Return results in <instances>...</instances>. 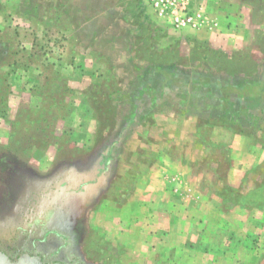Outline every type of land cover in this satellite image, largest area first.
Segmentation results:
<instances>
[{"label":"rangeland","instance_id":"rangeland-1","mask_svg":"<svg viewBox=\"0 0 264 264\" xmlns=\"http://www.w3.org/2000/svg\"><path fill=\"white\" fill-rule=\"evenodd\" d=\"M215 1L219 14L210 9L209 23L194 29L174 28L147 0H81L82 8L91 2L94 9L75 32L60 1L0 0V80L7 93L0 116V264H148L147 252L139 251L142 230L163 222L122 204L143 186L162 187L155 165L168 152L201 157L181 166L199 171L204 186L220 183L228 202L240 204L226 207L222 219H240L242 233L252 227L248 214L256 206L262 237L264 0ZM23 2L37 16L25 15ZM43 95V118L62 116L45 130L25 121L41 117L35 106ZM187 104L199 111L196 125L185 122L196 147L170 111ZM174 133L184 135L182 142H170ZM234 168L235 185L227 177ZM250 170L256 174L245 176ZM167 212L156 217L164 220ZM256 242L264 245V237Z\"/></svg>","mask_w":264,"mask_h":264},{"label":"crops","instance_id":"crops-1","mask_svg":"<svg viewBox=\"0 0 264 264\" xmlns=\"http://www.w3.org/2000/svg\"><path fill=\"white\" fill-rule=\"evenodd\" d=\"M48 1L62 2L64 10L69 15L71 28L75 32L81 30V18L89 16L87 13L89 12L88 9H90V7L94 9L91 2H88L86 7L82 8L81 0H43L44 3ZM24 3L25 2L17 7L24 12L25 15L31 17L37 16L38 13H34V8L32 11L30 8L28 9L29 11H27L26 6L23 5ZM219 3L220 1L213 2V0H207V14H210V9L213 14H217L218 12L216 13L213 8L216 5L218 6ZM3 6V9L8 7L7 1H5ZM8 10H10L9 7ZM218 104L220 105L223 103L219 101ZM187 105L190 107L185 105H172L170 111L176 113L179 121V129L181 123L183 124L182 131L186 132V140H189L190 145L194 144L195 146L194 128L191 127V123L185 122L192 119L194 120L192 125H196L197 113H199L197 109L198 107L202 109L204 102L202 101L198 107H192L190 104ZM183 112L184 114L182 115ZM185 126L186 128H184ZM171 136L170 142L175 144L182 142L180 140L184 135L174 133ZM183 142L186 141L184 140ZM259 155H264V152H260ZM261 157L262 156L256 159V163L261 160ZM198 158L201 157L196 154L191 155L189 159L187 156L182 155V153L178 154L177 152L163 154L161 159L159 158L158 166L155 165V169L159 171V175L157 176L159 177V181L161 180L162 187L157 188L155 185L143 186L136 191L137 193L135 195H131L133 197H131L127 203L122 204V207H135L136 209H141V211H143L142 213L147 209L146 215L154 214V218L157 219L158 222H163L162 224H158L156 229L142 230V233L140 232L141 241L139 242V251L141 252L143 249L147 252L146 261L148 264H208L203 261V258L207 260L210 256L218 259L219 262L216 264H264V245L261 244V242H256L258 239L262 240L264 237V234H262L261 237V235L259 236L256 232L257 218L254 215L256 206H253L254 211L250 210L248 214V219L254 229L248 227L247 231L242 233L237 229V227L241 225L240 219L234 220L229 216H227V220L226 218L222 219L226 207L228 209L239 208L240 204L228 202L224 187L221 189L220 183H218L219 185L204 186L201 181L203 175L199 171H193L192 167L189 166H181L183 163H188L189 160L192 162ZM254 160L255 159L252 161L254 162ZM235 169L236 168H234L232 174H227L226 172L227 177L232 176L230 182H233V185L236 184L234 182L237 180V178L234 177H238V173H236L238 171ZM231 172L232 168L230 170V173ZM252 174L256 173L250 170L245 176L249 175L248 177H251ZM223 179L227 178L224 177ZM222 183L227 185L229 182L224 180ZM255 190L254 188V191ZM238 191L241 192L239 186L236 192ZM244 191L249 193L252 189L247 187ZM201 193L203 195H201ZM198 194L200 195L197 196ZM262 207L264 208V204ZM155 208H161V211L153 210ZM164 209H168L164 220L160 219L159 216L156 217V215L163 212ZM199 209L200 215L197 216V213L194 215V211H198ZM229 211L230 210H228V212ZM146 215L142 214L139 218L144 219ZM216 234H220V237L214 240ZM240 239L248 240L249 243L245 249L237 245ZM243 255H245L246 258L242 260L241 256ZM258 255L262 257L259 262L257 258Z\"/></svg>","mask_w":264,"mask_h":264},{"label":"built area","instance_id":"built-area-1","mask_svg":"<svg viewBox=\"0 0 264 264\" xmlns=\"http://www.w3.org/2000/svg\"><path fill=\"white\" fill-rule=\"evenodd\" d=\"M158 17H167L174 28H198L209 23L207 0H147ZM197 5V7H195Z\"/></svg>","mask_w":264,"mask_h":264},{"label":"trees","instance_id":"trees-1","mask_svg":"<svg viewBox=\"0 0 264 264\" xmlns=\"http://www.w3.org/2000/svg\"><path fill=\"white\" fill-rule=\"evenodd\" d=\"M12 65V64H10ZM14 69L12 67H10V71H8L6 74L8 75L10 72H13ZM36 93L37 95H40L42 94V91L40 90V87L38 86V90H36ZM6 92H4V90H2V87H1V80H0V104H4V106L1 107L0 105V116H6V103H5V100H6ZM44 101V95L42 96V98L40 99L39 101V105H36L35 106V110L36 112L40 113L39 115L41 116L40 118H38V120H29V119H25L26 123H28L29 125H33L35 127H38V128H43L44 130L47 129L48 127H53V125L56 123V120H58L60 117L62 118V116L60 115H52V117L48 120H45L43 118L44 116V113H45V110L47 109L46 106H45V103L43 102ZM34 109H32V111H35ZM24 112V110L22 111ZM21 121V120H20ZM19 125V124H18ZM18 125H15L12 129L13 133L14 134V138H15V133H14V130H15V127L18 126ZM28 126V125H27ZM26 126V127H27ZM13 136V135H12ZM11 136V138H12Z\"/></svg>","mask_w":264,"mask_h":264}]
</instances>
